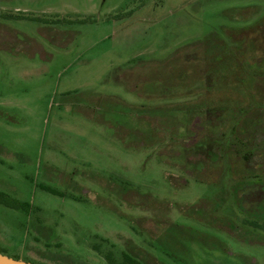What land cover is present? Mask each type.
Here are the masks:
<instances>
[{"label": "rangeland", "instance_id": "rangeland-1", "mask_svg": "<svg viewBox=\"0 0 264 264\" xmlns=\"http://www.w3.org/2000/svg\"><path fill=\"white\" fill-rule=\"evenodd\" d=\"M0 192L14 260L264 264V0H0Z\"/></svg>", "mask_w": 264, "mask_h": 264}, {"label": "trees", "instance_id": "trees-1", "mask_svg": "<svg viewBox=\"0 0 264 264\" xmlns=\"http://www.w3.org/2000/svg\"><path fill=\"white\" fill-rule=\"evenodd\" d=\"M0 204L8 206V207H17L19 204L16 201H12L7 195H5L4 193L0 192ZM18 204V205H17ZM250 225L254 226V227H260V225L258 224H254V222L250 223ZM106 259L108 260L109 264H138L135 260L124 256L123 261L121 263L116 262L113 258H111V255H107L105 256Z\"/></svg>", "mask_w": 264, "mask_h": 264}, {"label": "water", "instance_id": "water-1", "mask_svg": "<svg viewBox=\"0 0 264 264\" xmlns=\"http://www.w3.org/2000/svg\"><path fill=\"white\" fill-rule=\"evenodd\" d=\"M0 264H29L21 260H14L0 254Z\"/></svg>", "mask_w": 264, "mask_h": 264}]
</instances>
